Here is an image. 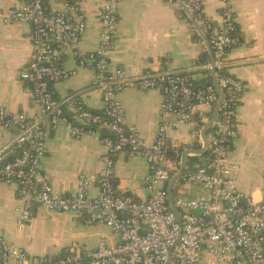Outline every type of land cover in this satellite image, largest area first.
I'll return each instance as SVG.
<instances>
[{"label":"built area","instance_id":"built-area-1","mask_svg":"<svg viewBox=\"0 0 264 264\" xmlns=\"http://www.w3.org/2000/svg\"><path fill=\"white\" fill-rule=\"evenodd\" d=\"M21 7L0 14V22L33 27L32 61L21 74L28 84L40 116L12 113L0 108V128L16 131L12 146L0 151V184L16 186L21 207L19 223L32 220L42 208L60 214L81 215L87 225L107 227L118 241H102L94 250L81 249L68 255L35 261L23 250L2 246V264H264V188L260 199L247 196L236 186L233 174L238 167L229 158L230 142L237 138V111L245 84L233 77L225 64L229 51L241 44L237 36L235 4L238 0H220L221 20L211 35L223 104L207 133L206 159L186 169L173 195L180 220L168 202V186L178 173L167 152L168 131L198 127L209 121L220 95L213 84L194 85L185 73H146L129 77L125 70L111 64V53L118 35L119 8L123 0H107L100 17L99 46L85 53L80 45L87 30V18L77 3L57 0L63 7L49 13L46 0H20ZM196 22L204 21V0H182ZM71 57L78 68L93 75V87L101 96L102 111L93 112L80 97L64 101L55 97L53 86L77 72L65 67ZM225 75H220L223 73ZM126 90L162 93L161 122L153 144L149 145L135 126L126 123L119 95ZM73 113V119L67 113ZM46 127H62L72 138L95 137L93 127L115 136L104 143L108 156L97 176L79 175L77 190L69 196L57 194L41 169L47 152ZM193 136L203 145L201 129ZM126 153L141 156L149 174L143 184L149 197L137 201L118 194L114 182L115 164L111 156ZM264 178V174H263ZM192 188L201 193L191 196ZM91 189L98 195L91 196Z\"/></svg>","mask_w":264,"mask_h":264},{"label":"crops","instance_id":"crops-1","mask_svg":"<svg viewBox=\"0 0 264 264\" xmlns=\"http://www.w3.org/2000/svg\"><path fill=\"white\" fill-rule=\"evenodd\" d=\"M106 1L71 0L87 18V30L80 45L85 53L94 52L99 46L100 17ZM21 5L20 0H0V14ZM46 7L52 14L63 10L57 0H46ZM185 8L188 10L182 0H123L118 35L110 56L112 66L125 70L129 77L172 72L189 74L195 83L208 76L212 80V64L203 36L207 37L209 29L213 34L218 27L221 2L204 0L202 23L193 22ZM235 10L241 44L229 51L225 64L227 71L245 84V91L237 111L238 136L230 142L229 158L238 167L233 174L238 190L259 200L264 188V0H238ZM32 35L30 25L0 22V108L35 117L40 116V107L28 84L21 79L35 53ZM205 54L208 62L202 63ZM65 67L77 74L53 86L55 97L61 101L80 97L88 109L100 113L103 105L99 91L93 87L92 73L78 68L71 57L66 58ZM119 101L127 125L135 126L142 138L153 144L161 122L162 93L126 90L119 95ZM210 114L206 110L209 121ZM209 121L201 127V134ZM196 129L186 126L168 131V145L173 150H181V158L185 151L203 149L202 143L193 136ZM16 137V131L0 128V151L12 146ZM105 139L98 132L95 137L76 140L62 127H46L47 152L40 165L57 194L69 196L77 190L79 175L97 176L101 172L102 160L108 156ZM111 158L118 194L146 201L149 197L143 184L149 174L146 161L126 153ZM189 193L194 197L201 190L192 188ZM97 195L98 190L91 189V196ZM20 207L17 187L0 184V264L3 245L19 248L35 261H44L76 250H94L102 241L108 245L118 241L107 227L87 225L81 215L42 208L34 210L29 223L20 224L17 212Z\"/></svg>","mask_w":264,"mask_h":264},{"label":"water","instance_id":"water-1","mask_svg":"<svg viewBox=\"0 0 264 264\" xmlns=\"http://www.w3.org/2000/svg\"><path fill=\"white\" fill-rule=\"evenodd\" d=\"M185 11L189 14V11L186 8H185ZM191 19L193 22H195L192 15H191ZM203 37H204V40H205V43H206V46L208 49V53L210 56L211 64H212L211 74H212L213 85L215 86L216 90L218 91V93L220 95V101H219V103H218V105H217V107H216V109L212 115L211 120L206 124V126L204 127V129L202 131L203 149L201 151H197V150L185 151L182 154L179 171L172 178L171 182L169 183V186H168V202H169V205L171 207L172 212L175 214V216L177 217L178 220H180V216H179V213H178L177 209L175 208L174 202H173V193H174L175 187L180 182L181 178L183 177L184 172L186 171V169L188 167V157L189 156H205L206 155L207 148H208L207 133H208L209 129L211 128L215 118L219 114V110H220V108L223 104V101H224V95L222 94V92L219 88V84H218V80H217V76H216L215 60H214L213 53L211 50L210 42H209V39L207 37H205V36H203Z\"/></svg>","mask_w":264,"mask_h":264},{"label":"trees","instance_id":"trees-1","mask_svg":"<svg viewBox=\"0 0 264 264\" xmlns=\"http://www.w3.org/2000/svg\"><path fill=\"white\" fill-rule=\"evenodd\" d=\"M46 5V4H45ZM48 7V6H47ZM46 7V8H47ZM50 13V12H49ZM207 34V38L209 39V41L211 40V34H212V30L209 29V31L206 33ZM201 62L203 63H207L208 62V58L205 54V56L203 57V59H201ZM225 75L224 72L223 73H220V75ZM210 84H213L212 80H211V77L208 76V78H205V79H202V80H199L197 81L196 83L194 82V85H197V86H207V85H210ZM211 115H213V113L210 114V117ZM67 116L71 119H73L74 117V114L73 113H70L68 112L67 113ZM204 123H201L199 122L198 124V129H201V127H203ZM93 130L95 131H98L100 134H101V138H111V139H115V136L108 132V131H105V130H102V129H98L97 127H93L92 128ZM181 150L177 151V150H173L169 147L168 149V152H167V156L169 159H172L175 164H176V167L178 168L180 166V161H181ZM208 157V154L206 153L205 156H202V157H197V156H191L188 158V167L187 169H191L192 167L198 165V164H201V159H206ZM174 195V193H173Z\"/></svg>","mask_w":264,"mask_h":264}]
</instances>
